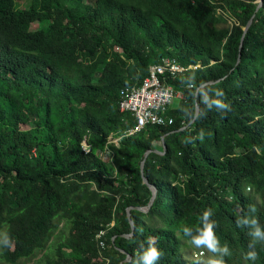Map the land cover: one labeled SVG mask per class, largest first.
<instances>
[{"label": "trees", "instance_id": "trees-1", "mask_svg": "<svg viewBox=\"0 0 264 264\" xmlns=\"http://www.w3.org/2000/svg\"><path fill=\"white\" fill-rule=\"evenodd\" d=\"M222 2L231 28L209 0H0V264L40 252L36 264H99L101 231L108 264H133L149 237L162 253L153 264H199L182 253L206 209L231 253L208 250L216 259L264 264L250 235L264 234V0ZM164 58L201 68L169 81L183 94L171 126L127 136L119 91Z\"/></svg>", "mask_w": 264, "mask_h": 264}, {"label": "built area", "instance_id": "built-area-1", "mask_svg": "<svg viewBox=\"0 0 264 264\" xmlns=\"http://www.w3.org/2000/svg\"><path fill=\"white\" fill-rule=\"evenodd\" d=\"M201 68L200 65H181L174 58H164L159 64L149 67L147 76L138 84L124 87L119 91L118 109L120 113L130 115L134 120V126L127 132V136L141 132L147 127H168L173 124V118L169 112L173 107L174 100H183L181 89L174 88L169 81L180 80L185 76L193 77V72ZM187 89L192 85H187ZM117 139L111 140L116 144ZM84 153H89V147L83 141L81 144ZM103 159L112 154L106 151L105 155L98 152ZM113 224H111L112 226ZM104 232H99L95 241L98 250H103L104 245L101 237ZM99 260L108 264L109 260L98 252Z\"/></svg>", "mask_w": 264, "mask_h": 264}, {"label": "clouds", "instance_id": "clouds-1", "mask_svg": "<svg viewBox=\"0 0 264 264\" xmlns=\"http://www.w3.org/2000/svg\"><path fill=\"white\" fill-rule=\"evenodd\" d=\"M217 95H223V93H217ZM214 103L220 108H226L227 105H225L221 100L217 99L214 101ZM254 211L255 209L252 208ZM213 215L211 209H206L203 213L202 216V223L203 227L197 229L198 235L196 236H191V229L184 227L182 229L183 233L185 236H191V242L194 246L196 247H202L206 246V248L212 252H223L225 255H231V253L228 250L227 245L223 249H219L217 247V238L216 235L213 231L214 226H216L215 221H210L209 217ZM241 221H237V225H241ZM255 223V221H253ZM250 235H253L254 237H258L261 241H264V234L260 232L258 228H255ZM155 238L154 237H149L148 238V248L146 251L143 252V255L141 256L140 253L138 254L137 258L133 261V264H141V260L143 261V264H153V261L159 260L162 253L155 247ZM256 240H253V242L250 244V247H254ZM5 246H11L10 245V240L6 238L5 240ZM140 247H143V244L140 245ZM246 259L249 260H255L257 259V253L255 251H250L247 253ZM209 264H225L223 259H210Z\"/></svg>", "mask_w": 264, "mask_h": 264}, {"label": "rangeland", "instance_id": "rangeland-1", "mask_svg": "<svg viewBox=\"0 0 264 264\" xmlns=\"http://www.w3.org/2000/svg\"><path fill=\"white\" fill-rule=\"evenodd\" d=\"M28 0H18V4L20 5L21 8L26 7V3ZM213 8V15L217 19V26L218 27H223V28H231L232 25L234 24V21L230 18L229 13L225 11L224 4L222 0H209ZM257 3L260 0H256ZM85 2L89 3V0H85ZM23 27L28 30V31H34L37 29V21H26L23 25ZM179 105V100L176 99L174 100L173 107H177ZM30 126H21V129H28ZM187 128V126H184L183 129ZM161 141H154V145L159 146L161 145ZM106 163L108 168H111V163L106 159ZM106 251V250H105ZM102 255H103V250H102ZM111 254V253H108ZM183 257L185 259H193L196 260L199 264H209L210 259H216L205 247H196L193 248L190 251L185 250L183 253ZM104 256V255H103ZM105 257V256H104ZM42 258V252L37 253L33 258L25 261H21L19 264H36V262L40 261ZM108 259V258H107ZM97 261L99 264H103L102 260H99L97 257Z\"/></svg>", "mask_w": 264, "mask_h": 264}, {"label": "water", "instance_id": "water-1", "mask_svg": "<svg viewBox=\"0 0 264 264\" xmlns=\"http://www.w3.org/2000/svg\"><path fill=\"white\" fill-rule=\"evenodd\" d=\"M261 5H262V0H260V1L258 2L257 9H258L259 7H261ZM250 24H251V19L248 21V23L246 24V26H245V28H244V30H243L242 36H241V38H240L239 50H240L241 47H242V44H243V40H244L245 34H246L248 28L250 27ZM239 55H240V54H239ZM239 55H238V58H239ZM197 115H198V108L195 107V115H194V119L197 117ZM194 119H193V121H194ZM182 129H183V128H182ZM163 149L165 150V147H163ZM156 152H157V153H160V154H164V152H158V151H156ZM149 153H151V150L146 151L145 154H144V159L142 160V162H141V164H140V173H141V177H142V182H143L145 185H147V186L151 189V191H152V196H151V199H150L149 203L147 204V206H146L144 209L136 208V209H139V210H141V211H143V212H145V213L149 210V208H150V206H151V204H152V202H153V200H154V198H155V194H156V189H155L152 185H150V184L147 182V180L143 177V166H144L145 158L147 157V155H148ZM130 210H131V208H128V209H127V217H128V219H129V212H130ZM129 222H130V224H131V221H129ZM128 259H129V257H127V260H128Z\"/></svg>", "mask_w": 264, "mask_h": 264}]
</instances>
